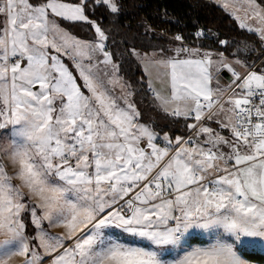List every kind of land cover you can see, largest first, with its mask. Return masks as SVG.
Wrapping results in <instances>:
<instances>
[{
    "label": "snow or ice",
    "instance_id": "6c2138e0",
    "mask_svg": "<svg viewBox=\"0 0 264 264\" xmlns=\"http://www.w3.org/2000/svg\"><path fill=\"white\" fill-rule=\"evenodd\" d=\"M209 2L242 41L197 27L132 45L130 80L102 24L124 0H0V264H250L245 247L264 251V0ZM209 38L215 49L188 43Z\"/></svg>",
    "mask_w": 264,
    "mask_h": 264
},
{
    "label": "trees",
    "instance_id": "16d2710c",
    "mask_svg": "<svg viewBox=\"0 0 264 264\" xmlns=\"http://www.w3.org/2000/svg\"><path fill=\"white\" fill-rule=\"evenodd\" d=\"M124 4L125 14L118 21L108 18L103 19L102 24L110 35V41L114 40V43H110L109 46L120 58L123 63V72L130 80L138 79L137 66L135 63L127 62L121 54L126 55V49L132 45L166 46V42L176 34L191 37L197 27L210 29L213 33L218 30L221 38L232 37L237 41L243 40V37L233 31V21L219 8L210 4L209 0H124ZM69 28L73 34L82 39L89 40L93 36V32L86 30L84 25H69ZM146 31L147 35H145ZM188 43L203 44L210 49L217 47L210 38L202 41L188 40ZM248 43L251 44L252 41ZM235 50L234 45L233 51ZM259 54V46H256L251 56L255 59ZM141 106L144 108L145 116L156 124L167 123L162 115L151 109L147 98H144ZM244 255L250 261L264 263L263 252L244 250Z\"/></svg>",
    "mask_w": 264,
    "mask_h": 264
},
{
    "label": "crops",
    "instance_id": "0c3cea01",
    "mask_svg": "<svg viewBox=\"0 0 264 264\" xmlns=\"http://www.w3.org/2000/svg\"><path fill=\"white\" fill-rule=\"evenodd\" d=\"M82 39V38H81ZM157 87H161V85L159 84V83H157ZM247 247H245L244 249H243V251L244 250H247L246 249ZM253 248V247H252ZM250 261V260H249ZM250 264H264V263H258V262H254V261H250Z\"/></svg>",
    "mask_w": 264,
    "mask_h": 264
},
{
    "label": "rangeland",
    "instance_id": "374dc122",
    "mask_svg": "<svg viewBox=\"0 0 264 264\" xmlns=\"http://www.w3.org/2000/svg\"><path fill=\"white\" fill-rule=\"evenodd\" d=\"M247 250H253V251H260V252H263L264 253V251H262L259 247H253V248H246Z\"/></svg>",
    "mask_w": 264,
    "mask_h": 264
}]
</instances>
